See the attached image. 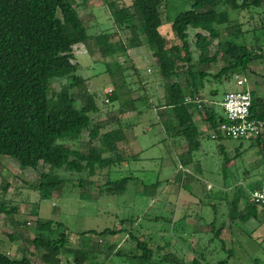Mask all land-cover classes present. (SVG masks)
<instances>
[{"label": "trees", "instance_id": "trees-1", "mask_svg": "<svg viewBox=\"0 0 264 264\" xmlns=\"http://www.w3.org/2000/svg\"><path fill=\"white\" fill-rule=\"evenodd\" d=\"M103 1L113 25L129 32L125 42L118 38L116 41L111 40L112 36L119 35L117 30L111 33L101 30L90 34L86 21L77 12L75 0H0V155L12 159L21 169L46 166L45 171L38 173L37 182L33 185L41 199L51 197L52 192H61L65 178L60 177L56 170L75 173L78 175L75 185L84 187L82 182H90L82 177V173L90 177L96 169L106 166L105 178L99 187L103 194L122 193L127 181L133 178L131 175L116 179L109 176L116 164L125 161L122 155L124 147L128 148L125 130L119 119L115 118L112 128L97 134L98 129L105 127V123L97 122L91 117L98 108L87 89L86 80L77 74L78 65L72 55L73 45L82 44L89 53L100 56L99 62L103 64L113 85V93L108 94L110 101L119 100L121 89L125 87L121 79L124 66L118 60V55H124L128 48L138 46L154 48L156 58L152 66L163 93L153 103L149 101L151 97L143 83L141 89L144 97L141 96L140 100L145 108H155L164 134L176 139L172 144L181 140L185 142L186 151L179 159L183 165H186L200 144V131L193 116H199L200 122L213 130L224 122L222 113L214 105L215 101L208 96L209 101L203 98L204 84L208 78L218 80L221 76L231 78L233 75H245L244 70L249 63L264 56L261 46L250 47L229 40L223 43L217 41L215 50L209 53L211 40L219 34L217 26L225 25L224 29L231 35L238 33V25L230 23L225 6L236 11H249L264 4V0H190L188 8L177 12L172 18L170 30L177 42L168 47L164 46L158 31L161 24V0H130L129 4L116 0ZM189 29L205 30L207 36L195 31L191 43ZM192 45L197 52L195 59ZM218 56L223 65L215 73H211L210 65L216 62ZM130 65L141 81L137 68L132 62ZM52 78H64L67 82L55 91L50 88ZM249 93V116L264 122V95L256 97L250 90ZM124 105L125 108L118 107L119 112L134 110L133 100H124ZM83 131L88 136L85 142L79 140ZM206 136L217 141L226 138L219 134L215 137ZM70 141L78 142L79 147L60 146L61 143ZM249 144L259 147L258 153L263 152L264 128L258 136L249 139ZM217 146L223 154V145L218 143ZM136 156L137 153L131 154V158ZM223 160L228 162L226 154H223ZM178 172L181 171L177 169V174ZM259 174L258 179L250 180L245 185L247 191L244 193L243 211L235 209L237 202L234 199L232 209L227 207L225 223L222 221L216 225L213 218L206 224L217 237L232 234L230 222L233 217L239 222L254 218L264 224V207L250 197V192L258 188L260 180L264 178V169ZM181 179L183 176L175 175V181L181 182ZM5 189L6 186L3 185L2 190ZM0 213L11 216L15 213V207L7 208L4 198H0ZM21 224L25 225L24 222ZM66 229L60 221L36 216L33 235H22V239L30 242L40 252L39 259L42 263L58 264L62 251L71 253L74 250L67 245ZM121 230H127L128 240L133 242L138 254L126 252L121 255L122 250L115 248L114 244L108 245L107 251L115 248L114 254L124 256L127 264H184L171 252L154 255L150 237H137L129 228L122 227L115 230L104 227L99 231L85 229L76 232L79 242L78 248L73 252L71 264H82L84 260L85 264H99L96 251L86 247L82 237L88 234H115ZM19 232L15 233L13 230L6 233L8 240L15 241ZM2 243L0 237V246ZM219 244L226 251L224 258L209 263L193 257L189 264H264L257 258L247 263H229L231 247L226 245L223 238H220ZM85 252H88L86 259ZM0 264L31 262L25 252L18 257H10L0 248Z\"/></svg>", "mask_w": 264, "mask_h": 264}, {"label": "rangeland", "instance_id": "rangeland-1", "mask_svg": "<svg viewBox=\"0 0 264 264\" xmlns=\"http://www.w3.org/2000/svg\"><path fill=\"white\" fill-rule=\"evenodd\" d=\"M116 1L130 3V0ZM189 3L190 0H161V24L158 31L165 47L177 42L170 24L174 15L188 8ZM75 5L78 14L86 21L90 34L101 30H108L110 33L117 30L119 35L112 36L111 40L116 41L118 38L123 42L129 36L127 30L117 29L113 25L103 0H75ZM224 8L230 23L238 25V33L231 35L224 29L225 25L217 26L219 34L211 40L209 53L215 50L217 41L223 43L227 40L250 47L261 46L264 53V4L249 11H236L226 6ZM195 31L207 36L205 30L189 29L191 43ZM192 54L195 59L197 52L193 45ZM72 55L78 65L77 74L86 80L87 89L98 108L91 117L97 122L105 123V127L98 129L97 134L112 128L115 125L114 119L117 118L127 139L131 140L130 150L124 147L122 152L125 161L116 164L109 176L111 179L125 175L133 178L127 181L122 193L103 194L99 187L104 181L106 166L96 169L90 177L82 173V177L90 182H82L84 187L75 185L78 182V175L75 173L56 170L60 177L65 178L61 192H52L51 197L41 199L33 185L37 182L38 173L45 171L46 166L21 169L12 159L0 155V198H4L7 208L15 207V213L11 216L0 213V237L3 242L0 248L10 257H18L25 252L31 264H44L39 259L40 252L30 242L22 239V235H33L34 219L37 216L63 223L67 228V245L74 250L78 248V231H99L104 227L115 230L122 227L129 228L137 237H150L154 255L171 252L184 264H189L193 257L209 263L224 258L226 251L220 247V238L225 239L226 245L231 247L229 263H247L254 258L264 262V224L258 219L249 218L245 222H239L233 217L230 236L217 237L206 225L213 218L216 225L222 221L225 223L227 207L232 209L234 199L237 202L235 209L243 211L244 193L247 191L245 185L250 180L258 179L259 173L264 169V150L258 153L259 147L249 144L246 139L225 138L217 141L209 138L206 136L209 135L208 128L200 122L199 116L194 115L193 121L200 131V144L186 165H183L179 159L186 151L185 142L181 140L172 144L176 139L164 134L155 108H145L140 100L144 95L141 89L143 83L150 94L149 101L156 103L157 97H161L163 93L152 66L156 58L154 48L138 46L128 48L124 55H118V60L124 66L121 79L125 87L121 89L120 99L112 101L108 100V94L113 93V85L103 64L99 62L100 56L89 53L82 44L72 46ZM131 62L142 77L141 81L133 72ZM222 65L218 56L216 62L210 65L209 71L215 73ZM244 71L249 90L254 96L262 97L264 56L252 60ZM66 82L64 78H52L50 88L56 91ZM231 85L232 77L221 76L218 80L209 77L204 84L203 98L208 101V97L213 99L216 109L221 113L218 102L223 92L231 89ZM126 99L133 100L134 110L119 112L118 107L125 108ZM87 139L88 136L83 131L79 140L85 142ZM218 143L224 147L223 154L227 155L228 164L223 160ZM60 146L78 148L79 143L70 141L61 143ZM135 152L137 156L131 158V154ZM177 169L181 171L178 174ZM175 175L183 176L181 182L174 180ZM3 185L6 186L4 191ZM13 230L15 233L20 231V235L15 241H10L6 233ZM126 232L127 230H121L119 233L100 236L88 234L82 240L86 247L96 251L99 264H127L124 256L114 254L115 248L122 250L121 255L126 252L138 254ZM108 245L115 246L114 250L112 248L108 252ZM74 250L71 253L62 251L58 264H71ZM87 257L88 252H85L84 259Z\"/></svg>", "mask_w": 264, "mask_h": 264}, {"label": "built area", "instance_id": "built-area-1", "mask_svg": "<svg viewBox=\"0 0 264 264\" xmlns=\"http://www.w3.org/2000/svg\"><path fill=\"white\" fill-rule=\"evenodd\" d=\"M185 100H188L185 97ZM224 122L215 129H208L210 137L220 136L229 139H253L264 128V122L249 116L250 93L245 75H233L231 89L225 92L218 103ZM250 197L264 207V178L258 188L250 192Z\"/></svg>", "mask_w": 264, "mask_h": 264}, {"label": "crops", "instance_id": "crops-1", "mask_svg": "<svg viewBox=\"0 0 264 264\" xmlns=\"http://www.w3.org/2000/svg\"><path fill=\"white\" fill-rule=\"evenodd\" d=\"M133 138H134V136H133ZM129 139H130V138H129ZM130 142H131V140H128L127 137H126V144H127V147H128L127 149H128V150H130V148H131V144H130ZM135 153H137V152H135Z\"/></svg>", "mask_w": 264, "mask_h": 264}]
</instances>
